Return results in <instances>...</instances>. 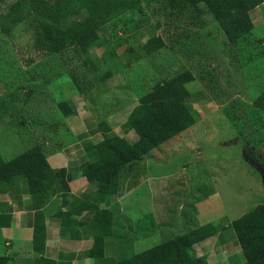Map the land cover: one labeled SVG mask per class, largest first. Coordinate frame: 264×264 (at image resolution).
I'll list each match as a JSON object with an SVG mask.
<instances>
[{
    "label": "rangeland",
    "instance_id": "rangeland-1",
    "mask_svg": "<svg viewBox=\"0 0 264 264\" xmlns=\"http://www.w3.org/2000/svg\"><path fill=\"white\" fill-rule=\"evenodd\" d=\"M140 1V9L108 23L97 32L100 42L75 56L36 43L30 0H0V101H7L0 113V156L7 160L31 148L39 135L51 136L48 141L55 145L56 136H64L59 101L72 106V97H83L86 109L104 116L126 103L127 94L140 95L187 70L194 78L184 83L190 93L186 107L198 119L153 148L145 158L146 170L166 175L170 190L175 188L173 175L199 176L203 182L191 190L199 189L204 201L219 189L222 198H233L236 217L242 207L255 204L253 198L246 203L236 199L253 191L248 179L264 190V18L251 29L252 36L229 42L204 1L198 9L179 10L170 0ZM84 12L82 0H71L62 25ZM150 38H159L162 45L148 53L144 44ZM103 66L111 70L110 77L101 78ZM87 82L94 89L82 95L75 84ZM181 163L185 168L179 172ZM160 184V178L152 181L153 189ZM170 208L174 212L178 207L171 202Z\"/></svg>",
    "mask_w": 264,
    "mask_h": 264
},
{
    "label": "crops",
    "instance_id": "crops-1",
    "mask_svg": "<svg viewBox=\"0 0 264 264\" xmlns=\"http://www.w3.org/2000/svg\"><path fill=\"white\" fill-rule=\"evenodd\" d=\"M249 17L252 28L263 20L264 1L249 11ZM99 42L96 34L94 43L86 51ZM106 71L110 72L107 76L110 77L111 70L103 66V72ZM104 81L97 82L102 84ZM116 85L120 86L119 83ZM127 95L129 101L104 116L96 114L97 117L86 109L83 97H72V106L66 102L72 113L64 115L60 129L67 139L58 135L55 145L44 149L51 173L45 182V191L31 193L22 176H16L8 183L0 182V264L119 262L206 223L214 224L215 231L192 242L190 254L202 258V264L246 263L232 222L264 203V190L257 189L258 184L252 177L247 183L252 185L253 191H247L245 196L237 194L236 199L242 198L246 203L253 198L255 204L250 208L242 207L243 212L235 217L232 215L233 198H222L219 189L214 188L204 201L199 189L197 193L191 190L199 188L203 182L199 176L184 172L180 177L173 175L175 188L170 190L166 185L168 179L164 183L166 175L147 173L145 158L152 149L121 166L115 183L102 192H98L95 181L88 180L83 174L84 167L97 159L96 144L102 134L111 133L133 143L138 136L127 119L129 112L136 104L159 97L153 87L140 95ZM194 163L195 159H192ZM180 166L178 171H184L185 164ZM158 178L162 184L154 190L152 181ZM171 202L178 207L174 212L170 208ZM101 210L110 212L109 233L102 238L100 256H95L89 253L93 234L100 227H108L106 223H94ZM34 236L39 241L35 242ZM151 264L175 263L168 253L161 261Z\"/></svg>",
    "mask_w": 264,
    "mask_h": 264
},
{
    "label": "trees",
    "instance_id": "trees-1",
    "mask_svg": "<svg viewBox=\"0 0 264 264\" xmlns=\"http://www.w3.org/2000/svg\"><path fill=\"white\" fill-rule=\"evenodd\" d=\"M70 1L30 0L37 30L36 43L46 51L61 53L70 50L75 56L84 54L94 43L99 30L124 12L138 10L141 6L140 0H82L85 4L84 14L62 25ZM200 1L205 2L208 12L218 23L225 39L234 42L244 35H250L252 22L249 11L264 0H170L176 10L180 7L198 9ZM161 45L159 38H150L145 42L144 48L149 53ZM87 63L95 73V66L89 60ZM87 66L82 64L83 72ZM109 74L110 72L106 71L101 74V78H106ZM193 78L187 70L179 72L153 87L159 97L150 98L132 107L127 119L138 136L135 142L128 143L111 133L102 134V139L96 144L97 159L83 169L86 178L96 182L98 192L115 183L121 166L139 159L150 149L158 147L165 139L181 132L198 119L196 114L186 107L190 93L184 83ZM73 80L75 81L74 78ZM90 83L74 84L78 91L85 94L91 86ZM5 103L6 105L0 101V113L7 106V101ZM57 105L63 115L72 113L65 101H59ZM51 138L50 136L44 139L39 135V143L31 148L7 160L0 156V182L8 183L14 177L22 176L26 179L31 193L45 191V182L49 180L51 173L45 161L43 145L48 143L50 147L54 146L48 141ZM98 222L106 223L108 227H100L98 232L95 230L93 234V245L89 253L95 256H100L102 238L109 233L110 212L101 210L94 220V223ZM232 227L246 259L244 264H264V203L256 205L233 220ZM215 229L214 224L206 223L124 260L108 264H151L161 261L168 253H171L175 264H202V258H194L189 252V247L192 242L210 235ZM33 240L39 241L35 236Z\"/></svg>",
    "mask_w": 264,
    "mask_h": 264
}]
</instances>
